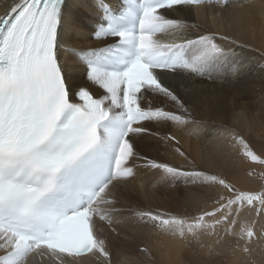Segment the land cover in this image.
I'll return each mask as SVG.
<instances>
[{
	"label": "snow or ice",
	"instance_id": "6c2138e0",
	"mask_svg": "<svg viewBox=\"0 0 264 264\" xmlns=\"http://www.w3.org/2000/svg\"><path fill=\"white\" fill-rule=\"evenodd\" d=\"M210 4L226 10L230 0H116L114 6L95 0L91 38L97 46L86 49L66 39L83 30L66 0L7 5L0 15V264H28L33 254L60 264H112L98 225L116 233L125 223L119 218L125 210L117 207L121 190L141 168L162 181L218 191L195 215L133 209L132 223L181 240L213 236L217 245L244 254L264 241V226L257 231L254 218H264V188L242 190L198 170L176 135L153 130L203 131L189 102L166 81L235 77L248 67L220 42L244 48L236 39L168 15ZM62 52L75 67L62 61ZM148 137L193 167L142 156L137 141ZM225 139L249 164V176L254 166L264 167V153L243 136L229 131Z\"/></svg>",
	"mask_w": 264,
	"mask_h": 264
},
{
	"label": "bare ground",
	"instance_id": "6f19581e",
	"mask_svg": "<svg viewBox=\"0 0 264 264\" xmlns=\"http://www.w3.org/2000/svg\"><path fill=\"white\" fill-rule=\"evenodd\" d=\"M109 2L114 6L116 0ZM10 3L12 0H0V15L5 13ZM94 3L95 0H66V11L83 26L81 32H73L66 37L70 40V47L86 49L97 46L91 38ZM168 15L198 26L201 32L228 34L236 39L245 47L220 42L233 48L248 67L242 69L239 76L215 80L182 76L181 79L188 83L183 85L180 79V87L176 88L171 85L173 82L166 81L189 102L195 119L202 123L203 131L191 135L190 128L176 131L174 128L154 127L153 130L161 135H176L182 150L195 161L198 170L222 176L242 190H261L264 188V167L254 166L253 175L249 176V164L229 146L225 134L233 131L243 136L258 154L264 153V0H230V7L226 10L210 4ZM190 34L197 35L198 32L193 29ZM61 59L69 67H75L70 55L62 52ZM72 75L79 77L80 73L73 71ZM77 82L83 83V80L78 79ZM137 148L142 156L149 159L186 169L193 167L174 155L158 137L138 140ZM170 182L162 181L158 173L141 168L136 180L121 190L117 207L125 210L119 217L125 223L115 226L116 233L111 232L106 224L98 225L107 240L112 264H264V241L253 244L251 252L244 254L232 252L227 243L217 245L213 236L181 240L163 236L149 226L134 224L128 219L133 209L192 216L206 202L210 203L218 191L184 180H179L177 191L165 190L164 186L168 187ZM254 218L258 220L257 231H260L264 218ZM140 248H147L150 257L141 253ZM28 264H60V261L45 256L29 259Z\"/></svg>",
	"mask_w": 264,
	"mask_h": 264
},
{
	"label": "rangeland",
	"instance_id": "374dc122",
	"mask_svg": "<svg viewBox=\"0 0 264 264\" xmlns=\"http://www.w3.org/2000/svg\"><path fill=\"white\" fill-rule=\"evenodd\" d=\"M177 78H178V77H175L174 79H170V80H168V82L172 83V82H173L172 80H175V79H177ZM180 79H181V78H179L178 80H175L171 85H172L174 88H176V87H180L179 85H180L181 83H183V82H184L183 85L188 83V81L185 80L184 78H183L184 80L181 79V81H180L181 83H180V82L178 83V81H179ZM170 183H171V182H170ZM179 184H180V182H179V180H177V181L172 182V183L170 184V185H172V187H171L170 185H169L168 187L164 186L166 189H165L164 187H163V189L167 190V188H168L169 190H170V189H171V190L174 189L175 191H177V186H179ZM168 200H169V199H168ZM169 201H170V200H169Z\"/></svg>",
	"mask_w": 264,
	"mask_h": 264
}]
</instances>
